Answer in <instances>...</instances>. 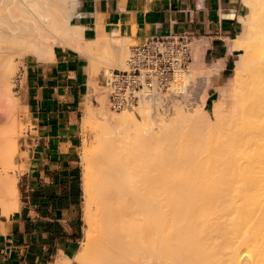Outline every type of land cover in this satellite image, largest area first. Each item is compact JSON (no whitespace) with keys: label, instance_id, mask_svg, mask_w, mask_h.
<instances>
[{"label":"bare ground","instance_id":"obj_1","mask_svg":"<svg viewBox=\"0 0 264 264\" xmlns=\"http://www.w3.org/2000/svg\"><path fill=\"white\" fill-rule=\"evenodd\" d=\"M242 2L243 31L229 46L239 55L230 88L220 90L224 100L214 102L212 109L201 100L194 109L175 96L143 91L135 105L141 119L133 110L121 111V122L131 130L116 133L110 132L114 130L107 125L111 116L103 111L105 131L111 129L98 141L97 157L91 146L84 145L83 220L88 244L76 254V261L264 264V0ZM81 13V0H0V209L4 216L19 207L17 179L8 172L14 167L19 131V101L10 84L16 65L14 46L20 56L36 53L38 59H53L59 43L73 42L93 60V67H125L127 42L111 36L116 29L109 37L100 36L102 32L87 37V26L79 22ZM221 63L222 59L205 68L206 74L217 73ZM208 83L198 76L196 94L208 93ZM92 88L90 84L88 93ZM85 104L87 123L95 111L88 100ZM156 110L159 115L154 117ZM203 126L211 127L208 133L213 140ZM188 127L192 132L186 134ZM186 140L190 144H183ZM194 141L205 150L216 147L215 155L205 157L220 160L192 162L205 153L191 145Z\"/></svg>","mask_w":264,"mask_h":264},{"label":"crops","instance_id":"obj_2","mask_svg":"<svg viewBox=\"0 0 264 264\" xmlns=\"http://www.w3.org/2000/svg\"><path fill=\"white\" fill-rule=\"evenodd\" d=\"M245 10L242 0H81L79 22L87 26V37H109L116 29L111 36L133 45L169 31L192 34V61L198 50L208 67L222 59L214 87L228 77L229 46ZM25 62L23 189L18 210L7 216L0 210V264H57L66 258L76 264L72 258L83 232L78 148L87 59L81 51L57 48L53 59Z\"/></svg>","mask_w":264,"mask_h":264},{"label":"rangeland","instance_id":"obj_3","mask_svg":"<svg viewBox=\"0 0 264 264\" xmlns=\"http://www.w3.org/2000/svg\"><path fill=\"white\" fill-rule=\"evenodd\" d=\"M245 13H246V10L244 11L243 14H245ZM238 28H239L240 32L243 31V24L241 22L239 23ZM70 43H68L69 45H67V43H59L58 48L69 49V50H72V51H78L75 48L74 43L72 42L71 43L72 45H70ZM132 45H133V43L127 42V51L128 52L126 51V55L124 56V58H125L124 63H126V60L128 59L127 57H128L129 51H130V47ZM14 47L16 49L15 53H17V54H15V53L13 54V57H14L13 61H14V64H16V65H15V68H14L13 72L10 74V81H11L10 84L12 85V94H13V96H15L18 99V101H19V106H18L19 108L17 110L18 123H19L18 129H19V131H18L17 136H16L17 153H16V155L14 157V159H15L14 167H13V169L9 168L8 172L10 174L14 175L16 177V179H17V192H18L17 194H18L19 201H20L21 200V193H22V189H23V183H22V178H21V174L20 173L24 169V165H23V163L21 161L26 156V152L22 151V149H23L22 139H23V137L25 136V134H26V132L28 130L27 129V123H26L27 122V115H28V108L24 106L23 96H22V92H21V89H22V87L24 85L23 84L24 83V78H23V74H22V72H23L22 71V67L25 65V63H26L25 61L26 60H28L30 58H32V59H38V58H37V54L36 53L33 54V55H32V53L31 54L26 53V54L20 56L19 53L17 52V48H16L18 46H14ZM74 48H75V50H74ZM238 55H239L238 52L237 53H232V52L230 53L231 61H230V69L228 71V77L226 79H224V81H222L219 84H217L216 86L211 87L212 86V78L214 80L213 83L216 82V80H217L215 74H212L210 76L207 75L206 74L207 73V69H205V68H208V65L204 64L203 61L201 62V60L199 59L200 55L198 54V52L193 53V59L194 60L190 64V71L192 73V77L193 78L198 77V76L205 77V78H207L208 82H211V83H208L207 84L208 86L206 87L208 93L204 90V91H201L200 94L197 95V99H199V100H197L196 104L193 105V108L196 105H199L201 100H202V102H201L202 104L205 103V102L208 103L206 107H208L209 109H212L213 105H215L214 102L221 101V99L224 100L223 93L220 90H223L222 87H226L227 89L230 88L229 79L231 78V75L234 72V68L236 66V61H237ZM85 57L87 59V64H86V71H85V74H84L85 75L84 79H85V82H87V88H89L90 84L93 87L90 93H88V91H87L86 101L88 100L89 103L92 104L93 111H95L94 112L95 115L86 123L85 120H84V118H85L84 116H85L87 105L85 104L86 101L84 103H82V112H81V114L79 116V127H80V131H81V144H80V147L78 148L79 149V167H80V172H82V159H83V154H84V150H85L84 149V145L91 146L90 148L92 149V154H93V156L95 158V157H97V150H98L97 147H99L98 144H99L100 140H102L104 138L103 136L106 137L108 135V134H104V133L108 132L107 131L108 129L109 130L111 128L114 129V130L110 131L111 133L123 132L125 130L127 131L128 129L131 130L130 129V127H131L130 125L128 126V129H127L126 128L127 125L124 126V124L120 120L121 119L120 116L123 115L124 113L120 114L121 111H113V110H111L109 108V105L107 103L106 88H105V86H103V84H104L103 77H102L103 72H107L108 70L114 69V68H117V67H112V66L110 67L109 65H108V67L107 66L104 67L105 64H103V65L102 64H98L101 67H104L103 69H101L100 66H98V65L96 67H93V66H91L93 60L90 59L86 55H85ZM45 60H49V59H45ZM109 60H110V58H109ZM196 60L199 62V63H197L198 65L196 64V62H194ZM192 66H193V68H192ZM92 67H93V72H91L92 71ZM105 68H106V70H104ZM197 68L201 69V70L203 69V70L202 71H200V70L198 71ZM118 69H122V68H118ZM205 93H206V95H204ZM162 94L167 95L164 92H162ZM178 100H182V99L178 98ZM182 102L184 103L186 108H191L192 107V106L188 105L187 103H185V101L182 100ZM231 103L232 102L230 100H228L227 105L230 106ZM194 109H196V108H194ZM129 110H133L134 112L133 111L132 112L134 113L136 118L141 119L140 118L141 116L139 115V112L137 111L136 107H133L132 109H129ZM103 111H105L106 113L109 112L107 114H108L109 117L111 116L110 117L111 118V123H108L107 125L109 126V124H111L112 127L111 126H110L111 128L108 127V129L106 131H105V129L107 128V127H105L106 123L104 124V122L101 119L102 115L105 114ZM193 111L194 110H191V111H188V112L191 114ZM155 113L156 114H155L154 117H157L159 115V114H157V110H156ZM198 120H201V119L198 118ZM120 122H121V124H120ZM200 124L201 123H198L199 126H200ZM204 125H206V124H204ZM189 127H188V129L184 128L187 131V132L185 131L186 134L188 132L189 133L192 132V130L189 129ZM202 128H204V130H206V131L208 130V129H206L207 127L203 126ZM192 129H194V128L192 127ZM190 130H191V132H190ZM210 130H212L211 127H210ZM210 130H208L207 133ZM200 131H203V130L200 129ZM204 134L207 136V138L209 137V139L213 140V138H212L213 135L212 134H209V133L208 134L204 133ZM204 134H202V135L204 136ZM109 135H112V134H109ZM196 135H197V132H196ZM198 135H199V132H198ZM191 136H194V135H191ZM185 137L188 138L187 136H185ZM189 138H188V140L190 141L192 137L189 136ZM198 138L199 137H197V140H198ZM188 140L183 141V144H185L184 142H188ZM200 140H201V138H200ZM211 140H209V141L211 142ZM206 141L207 140L205 139L204 143ZM215 142H217V141H215ZM199 143H202V142H199ZM208 144H210V145L213 144L214 145V143H212V144L208 143ZM208 144H207V146H208ZM217 144H215V145L217 146ZM93 145H94V147H93ZM191 145H194L193 147H195L196 145L198 147H200V145L197 144L196 142H195V144L192 142ZM207 148L208 149H206V150H205V147L203 148L204 150L202 149L205 152L204 155H202L203 157H201V155H200L199 158L195 157L196 159L193 157V158H191V159H193L192 162H194V163H197V162L205 163V162H209L210 161L212 163L213 162L217 163L220 160V158L217 159L216 157H210V156L209 157H205L207 155H211V156L215 155L216 147L211 146V147H207ZM212 148H214V150ZM199 151H200V149H199ZM189 152H194V154H195V151L192 150V149ZM190 156H192V154ZM82 175H83V172H82ZM82 183H83V178H82ZM83 201H84V199H82V202L80 204V209H79V214H80V216L82 218L83 232H82V236H81L80 245H79V248H78V251L76 252V254L82 252L87 247L86 243L88 242V239H86L87 238V236H86L87 232H86V229H85L86 228V224H85V222L83 220L84 219V217H83ZM76 254L73 257L74 259L73 258L72 259L74 260V262H76V264H82V263L76 261V259H75Z\"/></svg>","mask_w":264,"mask_h":264},{"label":"built area","instance_id":"obj_4","mask_svg":"<svg viewBox=\"0 0 264 264\" xmlns=\"http://www.w3.org/2000/svg\"><path fill=\"white\" fill-rule=\"evenodd\" d=\"M192 40V34L169 31L132 45L125 68L103 72L109 108L132 109L141 92L152 90L180 98L190 106L196 104L198 77L193 78L190 71Z\"/></svg>","mask_w":264,"mask_h":264}]
</instances>
